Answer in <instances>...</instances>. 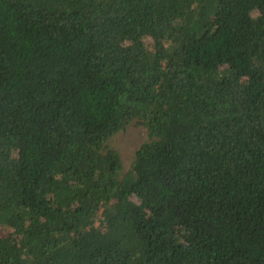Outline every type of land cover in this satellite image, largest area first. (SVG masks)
<instances>
[{"label": "trees", "instance_id": "1", "mask_svg": "<svg viewBox=\"0 0 264 264\" xmlns=\"http://www.w3.org/2000/svg\"><path fill=\"white\" fill-rule=\"evenodd\" d=\"M0 264H264V0H0Z\"/></svg>", "mask_w": 264, "mask_h": 264}, {"label": "rangeland", "instance_id": "2", "mask_svg": "<svg viewBox=\"0 0 264 264\" xmlns=\"http://www.w3.org/2000/svg\"><path fill=\"white\" fill-rule=\"evenodd\" d=\"M147 139L146 128L139 124H134L112 140L111 145L121 154L124 172L131 169L136 151Z\"/></svg>", "mask_w": 264, "mask_h": 264}]
</instances>
